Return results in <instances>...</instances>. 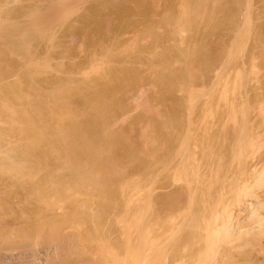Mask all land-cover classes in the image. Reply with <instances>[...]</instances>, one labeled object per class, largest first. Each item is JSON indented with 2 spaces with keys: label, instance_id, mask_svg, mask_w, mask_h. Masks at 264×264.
<instances>
[{
  "label": "bare ground",
  "instance_id": "obj_1",
  "mask_svg": "<svg viewBox=\"0 0 264 264\" xmlns=\"http://www.w3.org/2000/svg\"><path fill=\"white\" fill-rule=\"evenodd\" d=\"M97 1L99 3H97ZM97 1L96 0L94 1V3H97L95 5H94V3H93V5L90 4L93 2V0H91L89 2V4L91 5L90 7L88 6L90 12H91V10H93L94 12H98V11L100 12V10L103 9L102 7H104L106 10H107V8H109L110 11L115 10V11H118L121 13L125 12V11L127 12L128 10L135 12L136 11L135 8L136 9L138 8V10L140 8H144L145 10L147 9L148 11L151 8L155 12H156V10H157V12L160 10L159 11L160 13H156L158 15V17H157V15H154L155 13L153 14L152 13L153 11L151 10L150 15L152 13L153 19L150 17V15L146 11V13H147L146 16L148 17V15H149V17L152 19V21L150 20L152 23L148 22L149 18L146 17L148 20L146 18H144V16H145L144 14H143L144 16L142 18L143 20L137 19V21L138 22L140 21L143 23V21L147 20V23H151V25H153V26H155V25L156 26L159 25V27L160 26H164V27L169 26L171 28V29H169V32L166 31V32H168L167 35L172 36V38L174 37V39L177 41L178 44L175 43L176 46H172L173 48L171 47L172 50L174 49L173 50L174 52L172 51L173 53H169L170 50L168 49L169 50L168 51L165 48L166 51L164 50L163 52L164 53L167 52L168 54L166 53L167 55L166 54L161 55L163 53L161 51L162 53L159 54L160 56L158 55L159 58H161L160 59L161 61L156 59V58H158V56H156L155 61L158 62V64H159L158 67L161 66V69L163 68L162 71H168L171 75L173 74L172 77L174 80H176V79L178 80V78L181 76V75H177V74H179L177 72L173 73V71H174L173 68L176 66V62L179 60L177 62V66H178V63L181 61L179 56L183 55L181 57V59L182 58L185 59L184 54L181 53V52L185 53V51H182V48L180 49V47L183 44H187V42L189 40H191L192 45L195 46V47L191 46V47H194L193 49H195V51H196V45L198 46V43H200L201 46L197 47V48H199V51L196 54H197V56L199 54L198 58L205 65V68L203 67L205 69V71L207 68L206 66L211 67V68L208 67V69H212V67H214V65L217 63L216 61H218V59L224 53V51L227 50V49L223 50V48L218 49V47H222L221 45H223V44H221L222 42L221 43H219V42L222 40L224 43V40L222 39V35L223 36L225 35L224 32L228 33L230 31L232 32L233 29H236L235 28L236 26L234 27L235 22H236V21L234 22V16L237 13L236 8H238L237 5L239 3L238 2L239 0H156V1L155 0H147L146 4H148V2H149V4L146 6L143 4V1L146 2L145 0H97ZM150 1H152V3ZM241 1H243V0H241ZM56 3H57V1H56ZM150 3L152 4L153 7L152 6L150 7V5H151ZM87 4H88V2H87ZM249 5H251V4H249ZM227 6L230 9L232 7L231 11H233V12H231V13L225 12L227 17H225L224 15H220L219 12L221 13L223 11L228 10V9H226V8H228ZM238 6H240V5H238ZM59 7L62 8L63 6L58 5V4H51V5L48 4V6L44 7L45 9L41 8L42 10H35V8H34V10H35L34 12H31L29 15L26 13L27 16L30 17L29 19H31V20H29L30 26L27 27V29L34 30V35H37L40 38H42L43 35L45 34L46 22L51 21L52 19H54V17L56 19H58V16H59L60 12L62 11V10L60 11L61 8L59 9ZM88 7L86 5V8H88ZM144 9H143V11H145ZM84 10L87 11L86 9H84ZM250 10H251V8H250ZM99 12H98V14H99ZM101 12H103V10ZM138 12H135V13H138ZM141 12H142V10H141ZM234 12H236V13L234 14ZM104 13H105V11H104ZM121 13H120V15H121ZM139 13H138V16L140 15ZM225 13H223V14H225ZM3 14H4V12H3ZM83 15L85 16V14H83ZM89 15H91V13ZM92 15H93V13H92ZM100 15H102V14H100ZM127 15L125 17H127ZM153 15H154V17L156 16V18H154ZM80 16H82V14L79 15V17ZM84 16L82 18H80V19H82V21L86 17V16L85 17ZM118 16H119V14H118ZM128 16H130V14ZM141 16H142V14H141ZM63 17L65 18L64 15L59 16V19L61 18L62 22L65 21V19ZM77 17H78V15L76 17H74V18H76L75 19L76 21H77ZM79 17H78V19H79ZM87 17H88V15H87ZM121 17L124 19L123 16H121ZM131 18H133V16ZM1 19L2 18L0 17V34L2 35L4 33V36L3 35H2L3 37L0 36L1 37L0 39L2 40V42L0 41L1 42V44H0V178L2 181L6 180L8 183H10L14 186V187H12V185H6V184H8V183H6V184H3L4 185L3 187L8 186L7 188L0 187V200H1L0 202L2 203V201L5 200L2 204L3 206L0 205V208H2L1 211L3 212V213L1 212L2 216L0 214V262L1 263H4V264H9L10 262L13 263L12 261H10V259L13 258L14 260H16V258H18L16 260V261H18L17 264H186L187 262H192V261H195L197 264H217L221 260H219L217 263H215L216 258H214V257L217 256L216 253L218 252L217 250H219L218 248H220V245L221 244L225 245L226 246V247H224L225 250L226 249L229 251L234 250L235 249L234 246L236 244L233 242V239L235 241V238H236V239H239L240 242L243 241V242H241L242 244L247 243V244H245V248H246V245L250 246L248 249L251 250L252 254L254 251H256L254 254H256V253H258V254L262 253L263 254L262 255L263 257L260 259L261 260L260 261V260H258V258L256 259V257L253 256L250 253V251L248 252L247 251L248 249L245 252L243 246L240 247L242 244L239 246V248H237L238 247V244H237L236 249L239 250V251L237 250V255H238V253L240 255H241V253H244L247 255V252H248L249 256H253V257H249V256L246 257L245 256L246 258H242L243 257L242 255H244V254H242L241 258L244 259V260H242L240 258V255H238L239 258H237V256H236V258L238 260H240V262H237L238 260L236 261V258L235 257L232 258V256H231L232 259L235 258L234 260L236 262L235 261L234 262L236 264H264V260H262V259H264V36H263V34L261 37L257 36L254 38V42H253L254 48L253 47H252L253 49L251 48L252 45L249 46L251 48L250 49L251 51L249 52L247 50L249 53L247 55L246 61L244 62L245 65L251 66L253 73H254V70H256L254 68H258V67H254V65H256V63H257L256 60L257 61L260 60V62L262 64L260 67H261V70H263V72L261 73V71H259V73H261V76H258V75L252 76L253 74L250 75L251 78H249L250 79L249 82H247L245 80L246 81L245 83L250 85L249 86L250 88H248L249 90L245 94V96L247 95L246 97L244 95H242L245 97V99H244L245 105L241 103L242 105H244V107L240 106V104L237 102V99L235 100V102H237L238 106H240V107H238L236 105V103L231 104L232 101L231 102L228 101V102H230V105L229 106L227 105L228 106L227 111L229 113L228 115L230 116L229 120L230 119L231 120L229 121L227 118H223V115H222V118L224 120L227 119L228 123L230 122L231 125L226 124L227 121L223 122L222 124L220 123L223 126L218 125L219 127L221 126V128L224 127V124H226L225 126L229 125V126H227V128L226 127L222 128V130L220 128L221 131L220 130L219 131H220V133H222V135H224L223 132H226V133L228 132V134L229 135L231 134V136H232V144H231V147L229 146L231 148V153H232L231 154L232 155V158H231L232 161H230V165H229L230 166V168H229L230 172L228 171L229 174L227 176L222 175L223 177L222 176H220L221 178L218 177L217 180H215L214 182L213 181L211 182V180H210L211 183L209 184L212 186L214 184H217L219 189L221 188L220 190L223 189L222 190L223 192L221 191L222 195H224V190H228V192L226 191L225 194L227 196L228 195L231 196V199L234 201L236 208H238L237 209L238 211L235 210L237 212L236 215L234 214L235 212L228 214L227 212H230V211H227L225 213V217H226V214L229 215V217L227 216V218H228L230 223L226 224L225 220L226 221H228V220L225 219V217L223 216L224 219L223 218L222 219L224 221H222V222L224 224L221 225V227L222 226L224 227L225 225H234L233 220H235L237 222V225L239 227H241V224H243V223H245V224L242 225L243 228L242 227L239 228L240 233L237 235V237H234L233 234H231L229 232L230 236L234 237L232 239H231V237H229V235L223 234L225 232V230H228V229H226L228 226L226 228L222 227L223 230L222 229L221 230L223 231V233H220L222 236L220 234H218V232H220L219 231L220 229L218 230L215 228V230H218V232L215 231L216 233H214V229H213V231H211L213 233H210V235L212 237V239L210 238L211 239V246H213V243H214V246L216 245V248L212 249L210 251V254L207 255L206 252L201 251L202 249L200 247V240H201L200 226H201V224L200 223H194V222L190 223L189 220L192 219L191 215H190V219L188 220V222L183 221V220H186L185 218L182 220L183 222H185V225L182 229V231L185 230V233L183 232L184 234H182V236L184 235V237L182 239H184L185 243H182V244H180V242L177 243L176 239H174L175 238L174 235H172L173 237H171L169 239L167 236L163 235L164 233H161L159 231L157 232L158 228L160 226H163V224H164V223H162V221H161V223H159L160 222L159 220H161L160 217H163L161 215L163 213H165L167 211V209L173 208V211L175 212L176 207H177L176 205L179 204V207H181L180 203L183 201H186L189 204H191V200H192V202H193L192 204L195 203V201L197 199H195V197L193 198L191 192H190L191 194H189V192H187V190H185L184 188L183 189H181V188L177 189L176 188L177 190L171 191V192L169 191L170 189L168 188L169 189L168 192L164 191V188L166 187V186H164V185H166V184H164V183H166V181H165L162 183V185L159 184L161 186V189L163 188V191L159 188L161 190V192H157L155 194V191H154L153 195L150 194L151 192L147 193V195H145L146 194L145 193L146 191H145L144 193H142L145 195L143 197L139 196L138 195L139 193L136 194L137 191L140 192V190H138L139 183L141 182V181H139V179L147 178L149 176L148 174L152 173L153 171L156 172L155 169L157 167L160 168V165H161V167L163 166L164 169L167 167L169 168L172 165L177 166L176 170H179V172L176 173L177 176H175V178H179V179H183V180H184V177L187 178V174H188V176H190L189 175V174H191L190 171L192 169H194L193 167H195L191 163L192 160L186 161L187 156L185 155L186 156L185 157L182 155V153H183L182 151H184L183 147H182L183 149L182 148L179 149L178 147L176 148V145H175V148H172L173 151L169 150V148L172 147L171 145H174L176 141L178 144L179 143L178 141L180 140V139L178 140V137L175 136V133H177L175 131H177L179 129L180 125L183 123L180 119L181 117L177 115L178 114L177 112H176L177 116H174V118L173 117L170 118V120L173 119V120H171V122L168 120L170 116L168 118H166L170 122L171 128L168 127L169 124L167 125V123H164L167 121L165 119L163 120L161 114L159 112H156V110H155V112L158 113L159 116H161V117H158V114H157L156 118L158 117L159 119L158 118L157 119L160 121H158L155 118L154 119L152 118L156 114L152 110V108H150V109L152 110L151 112H154V115H152L149 112L150 115H152V116L150 118L148 117V119L146 118L147 126H148L149 122H150L151 126L153 125V128L155 126V123L157 124L156 125L157 127L155 126L157 128V132L155 131V128L153 129L149 126L150 127L149 131L151 132V129H153L152 131L153 132L155 131L154 133H156V134L151 133V135L156 136L158 134L157 137L159 136V137H161V139L163 137H165V140H168L171 143V145L168 146L169 147L168 150L170 151L169 154H168V151H167V154L162 152V151L166 152L167 149L160 150V147H158V146L159 145L161 146L162 143L159 144L160 142L158 143L157 140L154 141L155 138H153L149 134L150 132L147 131L148 127H143V128L140 127V130L137 129L138 128L137 127L136 129L139 130L138 135H137L138 131L135 129L137 124H135L134 118L135 117H141V116H139V115H141L140 112L142 113V111H140V110H142V109L146 110L147 107L149 108V105L152 103H148L149 101H147L150 99L149 96H151L150 95L151 93L149 90H148V92L150 93L149 96L145 95V93H144L145 98L147 99V97H148V99L145 100L143 98L144 96L142 95L143 94L142 92L145 89L143 88L142 85H138V84H141V83L143 84V81L144 80L146 81V79L143 78V76H145V75H143V73H141V75H140L139 72H141V70L139 72L135 71L136 65H134L135 63L133 64L132 61L134 60V62L135 61L138 62L137 61V59H138L141 62L140 64L143 65L142 63L144 60H146V58H150L151 60H154L153 58L155 57V53L157 51L156 47L158 45L161 46L164 43V38L165 39L169 38V37H166L167 35L165 36L166 33L165 34L162 33V35L165 37L160 38L159 35L161 36V34H159V33L161 31L159 33H157L158 31H155V33H157L158 36H156L157 34L154 35V36H156L155 37L156 39L155 40L153 39V41H151L155 45V50L153 49L154 48V46H152L153 44L151 45L149 43L148 46L151 45L150 46L151 48L150 47L148 48V46H147L146 50L140 49L141 51L138 52L137 54L135 53V55H134V53H131V52L133 51L135 46L133 45L134 46L133 48L129 47L130 50L132 49V51H130V52L128 50V52H129L128 55H131V57L128 56V57H130V58H128V57H126L127 56L126 54H123L126 56H125V58H122V60L128 58L127 60L129 61V59H130L129 62L132 63L131 66H129L127 64L129 62L126 63L127 65L125 63H122V60L120 58L121 55H120V57L119 56L118 57L121 60L122 66L119 65L120 64L119 63L118 64L119 66L115 67V65H114L115 63H114V64H112V65H114V66H112L113 68H110L111 67L110 66L109 70L107 69L108 66H104V67H107V68H105L106 71H104V72H103L104 68H102L100 70V67H99V69L96 70V67L98 68V66L100 64L102 65L103 63H100V64H98V66H96L97 63H94V62L95 61L98 62L99 60L101 62L102 60H104L106 58L104 60V64H105V61L107 62V59L110 58L109 55H110L113 47H111V50L109 49L110 46L106 47L107 46L106 44L108 42L104 43V45H106L105 48H104L103 43H100L103 45V47L98 44L99 42L96 43L97 45L93 44L94 46H96V48H97V46L98 47L101 46V48H99V51H97L98 49L96 50V48L93 45H91L92 46L91 48H93V49L95 48L96 51L94 52V50L91 49L92 53L89 52L88 54H86L88 52V51H86L85 54L87 56V59H86V56H85L86 60L84 59L86 61V65H87V60H91L92 62L89 61L88 63H90V62L92 64L94 63L92 65L93 68H91L92 66H90V68H91L90 69L88 66L89 69H87L86 66L84 65L85 61H84V64H82V62L80 63L82 66L79 63L77 64L78 65L77 66V65H75V63H77V62H73L74 60L71 59L73 61L69 62V64H68L69 67L67 66L68 62L65 63L68 68H66L65 64H64L66 71L68 70V72L70 74V76H69L68 72L65 71L67 73V74H65V72H64L65 69H62L63 67L61 68V66H63L62 62L60 63L59 61L58 62L53 61V59L55 57L53 58V56L51 57L48 53H45V52L42 54V52L37 53L34 50L32 51V49L29 48L30 47V45L28 44L29 41H26L25 39H23V40H25V41H23L21 37H19V40H18L17 36H16V38H14V36L16 34V32H14V30L16 28H18V25H19L18 22H16V23L14 22L15 24L13 23V25H11L12 21H10V23L7 22V23H9V24H7V23H5L6 18L3 17V19L2 20ZM18 19H19V17H18ZM35 19H37V20H35ZM75 20L67 23V25H66L67 27L65 29H68V30L73 29L74 30V27L76 25ZM121 20L122 19H120V21ZM127 20H129V19H127ZM132 21L133 20H131V22ZM248 21H250V20L248 19ZM34 22L36 25H37V23L38 24L40 23L39 24L40 27L35 26L33 24ZM97 22H98V20H97ZM108 22H110V21H108ZM138 22H137V24L140 25L141 23H138ZM126 23H128V21H126ZM135 23L136 22L134 20L133 25H135ZM116 24H118V23H116ZM144 24L146 26V23H144ZM249 24H251V23H249ZM21 25H22V27H24V25L22 23H21ZM130 25H129V27H130ZM22 27H20V28H22ZM125 27H128V26H125ZM148 27H149V25H148ZM164 27H163V29L165 30ZM124 28H121V30ZM199 28H201L200 30L205 29V28H207V29L202 30V32L204 31L203 33L202 32L198 33ZM11 30H13V31H11ZM21 30L23 31V29H21ZM149 30H151V29H149ZM155 30H156V28H155ZM187 30H189V33H190L189 38L184 37V32H186ZM142 31L145 32L144 30H142ZM153 31H154V27H153ZM216 31L217 32L220 31L219 32L220 34H216L217 33ZM236 31L238 32V28ZM143 32H141V33L144 34ZM211 32H216L215 33L216 36L219 35L221 37L220 38L221 40L218 41V39H219L218 38L217 42L215 41V44H214L213 41L210 40L213 38L209 39V37H212L214 34ZM222 32H223V34H221ZM11 33H13L14 35ZM32 33H33V31H32ZM69 33H71V32L69 31ZM145 33L149 34V33H152V31L148 32V33L146 31ZM236 33L234 32V34H236ZM107 34H106V36H107ZM169 34H171V35H169ZM16 35H18V34H16ZM21 35H22V32H21ZM103 35H105V34H103ZM254 35H255V32H254ZM28 36H26V37H28ZM37 36H35V37L37 38ZM118 36H120V35L115 36L113 39H116V37H118ZM146 36H144V37H146ZM149 37H150V35H149ZM187 37H188V34H187ZM193 37H194V39H193ZM28 38H30V37H28ZM104 38H106V37H103V39ZM107 38H109V37L107 36ZM107 38H106V40H107ZM134 38H137V36H135ZM159 38L161 40L163 39V41L159 40ZM30 39L32 40V35H31ZM113 39H112V41H114ZM123 39H125V38H123ZM174 39H170V40H174ZM175 40H174V42H175ZM193 40H195V41H193ZM209 40L212 42H210ZM112 41L110 43H112ZM124 41H126V40H124ZM128 41H131V40H128ZM149 41H150V39H149ZM160 41L162 42L161 44H160ZM208 41L211 44H209ZM120 42H122V41H120ZM134 42L129 43V45L132 43L134 44ZM114 43H115V41H114ZM137 43L141 44L139 41ZM195 43H197V44L195 45ZM212 43L215 46L216 45L217 46L220 45V46H218L215 49L214 45ZM216 43H219V44H216ZM115 44H117V43H115ZM118 44H119V42H118ZM139 44H138V46H139ZM110 45L112 46V44H110ZM187 45H189V44H187ZM190 45H191V43H190ZM206 45H208V46H206ZM209 45H211V46L213 45L212 48H214L215 51H213L212 48L210 49ZM118 46H120V45H118ZM142 47H145V46L142 45ZM206 47H208L209 50H212L213 53H211L212 51H209L211 53V54H209V52L206 51V49H207ZM115 48L117 49V46L114 47V49H113L114 51H115ZM136 48H137V46H136ZM124 49H126L124 52L127 53L128 44H127V48H124ZM143 49H145V48H143ZM122 50L120 49L121 52H122ZM185 50L190 51V48H187ZM118 51H119V49H118ZM136 51H139V50L137 49ZM136 51L134 49L133 52H136ZM119 52H114V53H119ZM112 53H111V55H112ZM187 53H188V51H187ZM190 53H191V51H190ZM227 53H225L226 56L228 55ZM132 54H133L134 58H133ZM156 54H158V53H156ZM192 54L194 55L195 53H192ZM113 56H115V54ZM113 56H112V58H113ZM189 56H190V54H189ZM223 56H224V54H223ZM72 57L73 56H71V58ZM116 57H117V55H116ZM122 57H124V56H122ZM65 58H66V56H65ZM99 58H101V59H99ZM66 59L70 60L69 56ZM225 59L227 60L226 57H225ZM108 60L110 61V59H108ZM116 60L119 61L118 58ZM148 60H146L147 62L144 61V64H145V62L147 63V65L145 64V67H147L149 65L148 62L149 63L151 62L150 60L149 61ZM155 61H153L150 65H155V63H156ZM201 61L199 63H201ZM228 61H230V60H228ZM232 61H230V62L232 63ZM174 62H175V66H174V64L172 65V63H174ZM214 62H216V63H214ZM218 62H221V61H218ZM170 63H171L172 67L174 66L173 68L171 67L172 70L169 66ZM191 64H193V63H191ZM203 64H201V65L203 66ZM240 64H243V62L242 63L240 62ZM123 65H126V66H123ZM211 65H213V66H211ZM231 65H233V64H231ZM231 65L229 63V66H231ZM235 65H236V71L238 70L239 74H240L241 67L237 66L239 64L235 63ZM179 66H180V64H179ZM70 67H71V69H70ZM150 68L152 69L151 66H150ZM150 68H148L147 70L153 71V74L151 72L150 73L153 75V77H155L153 79H155V80H156V78L158 79L156 81H159V80L162 81L163 77H161V76H164L162 74L166 75L168 73V72H163L160 75L159 72L161 71V69L159 68L158 70H160V71L158 72V70H157V72L160 75V78H161L160 79L159 75L157 76V74L154 73V70H151ZM157 68H155V66L153 67V69H155V70ZM177 68L175 69V71H177ZM243 68H245V67H243ZM246 68L243 70H246ZM69 69H70V71H69ZM138 69H140V68H138ZM214 69H216V68H214ZM191 70H193V69H191ZM196 70L199 73V71H198L199 69H195V71ZM249 70L251 71V69H249ZM60 72H63L65 75H68L69 77L61 76V78L62 77L63 78L58 79L59 77L57 74ZM135 72H137V73H135ZM178 72H180V71L178 70ZM144 73H147V72H144ZM190 73H191V71H190ZM192 73H193V71H192ZM196 73H193L194 76ZM242 73H243V71H242ZM249 73H252V71ZM259 73H257V74H259ZM71 74H75V75L80 76V77L78 79V77L74 75L75 77H77L75 79V77L73 78ZM174 74H176V75H174ZM182 74H184V73H182ZM193 74H192V76H193ZM60 75H62V73ZM167 75H169V74H167ZM200 75H199V77H200ZM105 76L108 77L109 79H107V78H106L107 80L104 79L107 82L105 83V81H104V83H103L102 78H105ZM140 76H142V77H140ZM149 76L150 75H148V78L150 79ZM192 76H191V78H192ZM243 76L241 75L242 78H243ZM174 77H176V78H174ZM183 77H186V76H183ZM237 77H238V75H237ZM111 78H112V81L114 82L113 86H109V85H112L111 83H113L111 81ZM141 78H142V80L143 79L144 80L142 82L138 83V81ZM168 79L169 78H166L165 81L163 79V81L168 82L167 81ZM108 80L110 81L109 82L110 84L108 83ZM151 80H152V77H151ZM185 80H186L185 78H184V81H183V79L180 78L178 80L180 83L178 82L179 83L178 84L177 81H175V83H173V80L171 81V79H170V81L173 84H175L174 85L175 89H176V83L180 86L182 83L185 82ZM190 80H192V79H189V81L188 80L187 81L191 82ZM164 82H162V83H164ZM242 83L244 86V81ZM145 84H148V81ZM165 84H167V83H165ZM169 84H171V83L169 82ZM184 84L182 85L183 88L187 85L189 86V83L185 84V86H184ZM191 84L193 85V83H191ZM234 84H236V83H234ZM238 84H236V85H238ZM154 86H155V84H154ZM243 86H241V88ZM146 87H148V85L145 86V88ZM149 87H150V85H149ZM168 87H169V85H168ZM180 87L177 86L178 90H180ZM196 87L197 86H195L194 89ZM183 88H182V90H183ZM115 89L121 90V91L120 90L119 91L122 92V93H120L122 95V97H119L120 96L119 91L115 90ZM142 89H144V90H142ZM153 89H154V87H153ZM114 90H115V92L117 91V93L119 94V96L116 95L118 98L114 97L115 95L113 96V93H115ZM172 90H174V88L171 89V91ZM190 90H192V88ZM197 90L200 91V88ZM197 90H193V92L195 93ZM183 91H185V90H183ZM198 91L196 92V94L198 93ZM217 91H215L216 95L218 93ZM250 91H254L253 92L254 94L253 93L250 94L249 93ZM154 92H155V90H154ZM193 92L190 91V94H189L190 98L192 96L191 93H193ZM212 92L214 94V91H212ZM201 93H202V91H201ZM201 93H200V95H201ZM196 94H194V95L196 96ZM236 94H239V93H236ZM255 95H257L258 97L257 96L253 97ZM197 96H199V94ZM220 96H222V95L220 94ZM152 97L153 96H151V98ZM194 97L192 96V98H194ZM239 97H241V96H239ZM215 98L217 99V96H215ZM137 99H141V100H139L141 102L137 101ZM153 99H155V98H153ZM198 99H196V100H198ZM135 100L137 101V103ZM192 100H190V101H192ZM220 100H221V98H220ZM220 100H218L219 103H217V105L221 103ZM133 102H134V105H135V103L137 105L139 102L140 105H142V107L138 104L140 106V109H139V112H137V114H139V115L135 116L136 113L134 115L131 113L134 117L131 116V117H129V119L131 120L133 118L131 120V122L134 120L132 122L134 124L131 123V125H130L129 124L130 122H128L129 121L128 120L127 122L130 126L127 125V127H126V125L125 126L122 125V124H126L127 123L126 119H128V118H125L126 116L124 114L128 112V111L126 112L127 109H130L129 111H131L133 109L132 108V107H134ZM153 102H155V101H153ZM228 102H227V104H229ZM165 104H166V102H165ZM138 105H137V107L139 108ZM153 105H154V103H153ZM153 105H150V106L152 107ZM217 105L214 104V106H216V107H217ZM235 105L237 106V108ZM227 106L225 108H227ZM135 107H134V109H135ZM118 108L123 109V112L124 111L125 112L120 113V109H118ZM238 108H239V110H238ZM89 109H91V110H89ZM221 109H222V107L219 110L221 111ZM167 110H169V109H167ZM216 110H218V109H216ZM224 110H226V109H224ZM161 111H163V110L161 109ZM240 111H241V113H240ZM121 112H122V110H121ZM132 112H133V110H132ZM143 113H144V111H143ZM143 113H142V117L145 116L144 114H146V117H147V114H149V113H144V114ZM220 113L221 112H219L218 114L220 115ZM128 114H129V112H128ZM218 114H216V115H218ZM225 114H226V112H225ZM241 114H242V116H241ZM166 115H167V113H166ZM124 119H125V123H123ZM138 119H136V120L138 121ZM143 119H145V117ZM149 119L151 121L153 119L152 122H154V124H152ZM154 120H157V121L155 122ZM224 120H222V121H224ZM191 121H192V119H191ZM192 125H193V123H192ZM158 126H159V128H158ZM228 127H229V129H228ZM208 129H206V130H208ZM227 129H228V131H225ZM179 130H178V132H179ZM197 131H199V130L197 129ZM134 132H136V133H135V136L133 139L134 134L131 136L130 133H134ZM182 132H183V130H182ZM226 133H225V135H227ZM203 134H204V131H203ZM209 134H210V132H209ZM176 135L178 136V134H176ZM131 137H132V139H131ZM184 138H187V137H184ZM218 138H219V136H218ZM225 138H226V136H225ZM189 139H191V138H189ZM202 139H201V141H202ZM205 139H206V137L204 138V142H205ZM133 141H135V142L133 143ZM187 141H188V138H187ZM153 142H155V144H153ZM229 142H231V141H229ZM156 143L158 144V146L156 145ZM170 143L167 142L166 145H169ZM163 144H165V143H163ZM202 144L203 143H201V145ZM220 144L222 145V143H220ZM182 145H183V143L181 144V146ZM223 145H224V143H223ZM190 147H191V145H190ZM222 147H221V149H222ZM226 147H228V145ZM164 148H165V145H163V149ZM115 149H119V151H117ZM112 150H114V151H112ZM201 150H202V148H201ZM206 150H207V148H206ZM206 150L203 149V154H204V151H206ZM217 150L218 149H216V151ZM116 151H117V153H115ZM185 151H187V150H185ZM189 151H191V149ZM192 152H193V150H192ZM194 153H193V155H194ZM183 154H185V153H183ZM186 154H187V152H186ZM180 155L183 156L182 159H185V161L180 159V157H182ZM193 155H191V157H190L191 159H193L192 158ZM227 155H229V154H227ZM217 156L219 157V155H217ZM207 158H208V156H207ZM194 159H196V158H194ZM210 160H211V158H210ZM206 161H205V163H203V165L206 164ZM222 161L223 160H221V162ZM196 162L197 161H195V163ZM211 162H212V160H211ZM199 163H200V161H199ZM224 165L222 164L221 168ZM212 167H211V170H212ZM188 168L191 170L189 171ZM198 168H199V170H202V169H200V165ZM137 169H141L142 171H144L143 173L147 174L146 175L147 177H144V176L140 177L138 175L140 178L135 179L134 176H135V172L137 171ZM187 169H188V171H186ZM227 169L228 168H226V170ZM123 170H125V171H123ZM128 171L131 174H129ZM127 172H128V174H126ZM187 172H190V173H187ZM194 172H196V171H194ZM218 172H219V169H218V171H216L217 175H218ZM206 174L204 177H206ZM160 175H162V173ZM192 175H195V174L193 173ZM197 175H198V173H197ZM203 175H204V173H203ZM200 176L199 177L196 176V177L200 178ZM211 176H214V175H211ZM149 178H151V177H149ZM156 178H159V176ZM186 178H185V180H186ZM208 178L210 179V177H208ZM154 179H155V177H154ZM1 180H0V183H1ZM167 180H169V179H167ZM173 180H175V179H173ZM203 180H204L203 182L207 181V179H203ZM188 181H189V179H188ZM153 182H155V181H153ZM160 182L158 179V183H160ZM170 182H171V180L169 181V184H170ZM175 182H176V180H175ZM203 182H201V183L203 184ZM2 183H4V182H2ZM205 183H208V182H205ZM169 184H167V186ZM188 184H190V182ZM193 184H195V183L193 182ZM0 186H2V185H0ZM212 186L209 188H212ZM15 187H17V188L20 187V189L23 188L21 190H24V194H21V192H20V195H18L19 197L17 195L13 194L14 191L11 189H13ZM126 187H129L130 190L129 189L127 190ZM168 187H170V186H168ZM181 187H183V186L181 185ZM215 187H217V186H215ZM215 187H213V188H215ZM197 188L198 187H196V189ZM224 188H226V189H224ZM9 189L11 191H9ZM201 189H199V190L201 191ZM134 190L135 191L137 190V191L135 192ZM173 190H174V188H173ZM188 190H190V189H188ZM202 191H201V193L199 192L200 194L198 195V197L200 196V201H198V202L201 203V209H200V207H198L197 211L199 209L200 210L197 213V216L203 217V216H206L208 213H210L209 217H214V220H215L216 214L219 215L220 213L223 212V210H221V212L219 213V211H216L218 209L216 206L215 207L217 209L213 208L214 207L213 205L215 202L214 203H213V201L209 202V200L212 199V198L209 199V196L212 197L214 195L213 193L210 192L211 194H209V191L206 192L204 189ZM12 194L17 196L18 198H20V196L22 195L21 199H19V201L23 200V203L24 204L26 203L25 205H27V206H29L30 204H33L32 205L33 207L31 209L29 207H27L30 209V211H29L30 214L28 215V217L30 219H28L26 217L27 215L24 216L27 219L23 218V217H19L20 218L19 220H21V218H22L23 221L22 220L21 221L23 222V225H18L20 223V221H16L17 220L16 217L22 216L24 211L21 212L22 214L20 212H19L20 214L19 213L17 214L18 216L15 217L16 220H15V218H13L15 214L11 217L9 216V215H12L14 213V208L11 209L12 208L11 203H13L12 198L9 197V195L11 197H15ZM208 194H209V196H208ZM218 194H220V193L218 192ZM241 194H243V196H244V198H242L243 202L239 201V200H241L240 199L242 196ZM195 195H197V193ZM204 196H205V198H207V201L204 198ZM225 196H224V198H225ZM202 197L205 200L201 199ZM217 197H218V195H217ZM219 198H220L219 201L223 202L222 196H220ZM17 199L15 197V200H17ZM226 199H224V200H226ZM193 200H195V201H193ZM214 200H215V198H214ZM230 200H228V201L226 200V201L230 202ZM19 201H18V203H19ZM33 201H34V203H33ZM233 201L231 202V204L233 203ZM237 201L241 202L242 206H240L239 202L236 203ZM20 202H22V201H20ZM198 202H196V203H198ZM218 202H216L215 205L218 204V206H219L220 203H218ZM15 203H16V201H14V204ZM27 203H30V204L28 205ZM61 203H64L65 205L67 204L68 205L67 207H70L71 211L75 212V213L73 212L75 214L74 215L72 212H70V209H68L66 207L67 212L69 211L72 214V216L74 215V218L77 220H75L74 218H71V216H69L67 218V213H65L66 215H62V216L58 215L59 213H58L57 209H59ZM202 203H203V205H202ZM211 203H213V205ZM156 204L158 206H156ZM189 204H188V206H189ZM237 204L240 207L239 206L237 207ZM183 205H185V204H183ZM14 206H16V205H14ZM227 206L229 207L230 204L229 205L227 204ZM30 207H31V205H30ZM76 208L78 210V211L76 210L77 212L74 210ZM16 210H17V208H16ZM28 210H26V212ZM140 210H143L144 212H141ZM226 210H228V209H225L224 212ZM169 211H171V210H168V214H170ZM173 211H171V213ZM187 212H189V211H187ZM70 213H68V214L70 215ZM79 214L81 217L77 216ZM120 214L125 215V217L124 216L122 217V215H121L123 220L120 218L117 220L112 218L114 216H120ZM172 214H174V213H172ZM179 214H181V212H179ZM232 214H234V215L231 216ZM6 215H8V216H6ZM182 215H183V213H182ZM213 215H215V216H213ZM5 216L8 218H4ZM131 216L132 217L135 216L136 218H133V220H132V218H130ZM220 216H222V215H219L217 218H219ZM146 217H150V218L153 217L152 220L153 219L155 220L154 223H151L149 226H147V227L153 229L154 231H156L154 234H152L151 232L147 233L142 228L144 226L145 222H146L145 225H147V222L149 220H151L150 218L149 219L147 218L148 219V221H147ZM172 217H170V218H172ZM183 217H186V216H183ZM193 218H194V216H193ZM145 219H146V221H145ZM72 220H74V222L76 221V223L73 222L74 224H72L71 223ZM118 220H120V221H118ZM242 220L244 222H242L240 224V221H242ZM192 221H193V219H192ZM183 222H182V224H183ZM71 224L73 226L75 225L74 226L75 229H73L71 227ZM180 225H181V223H180ZM182 226H181V228H182ZM234 226H236V224ZM229 227H231V228H229ZM229 227L228 228L232 230L233 226H229ZM156 228H157V230H156ZM218 228H220V226H218ZM186 229H187V231H186ZM241 229H242V231H241ZM235 232L237 233V231H235ZM157 233H159V234H157ZM236 233H235V236H236ZM162 235L165 237H163ZM240 237H241V239H240ZM162 238H165V239H162ZM186 242L188 245L187 247H186ZM160 243H166V244H163V246H165V247H166V245L168 246L169 244H171V247H173V250H171L172 248H170V246H169V248L171 250V253H170L171 255L170 254H168V255H170V256L166 257L167 254L166 253L164 254L162 252L163 246H162V244L160 245ZM165 247H163V251L165 250L164 252H166ZM185 247H186V249H185ZM221 247H223V246L221 245ZM228 247H230V248H228ZM232 247L234 249H231ZM240 248H243V249H241V251H240ZM230 252H231L230 255H232L233 251H230ZM234 252H233V254H234ZM160 253H163V254L161 255ZM204 253L206 255H204ZM208 253H209V251H208ZM226 253H228V251ZM213 254H215V256ZM9 257H11V258L9 259ZM221 257H222V253H221ZM7 258L9 259L10 262H7V263L3 262V260L6 261ZM165 258H166V260H165ZM225 262H227V261H225ZM15 263H13V264H15ZM224 264H226V263H224Z\"/></svg>",
  "mask_w": 264,
  "mask_h": 264
},
{
  "label": "rangeland",
  "instance_id": "obj_2",
  "mask_svg": "<svg viewBox=\"0 0 264 264\" xmlns=\"http://www.w3.org/2000/svg\"><path fill=\"white\" fill-rule=\"evenodd\" d=\"M2 1V2H1ZM12 1V2H11ZM37 1V2H36ZM56 1H57V3H56ZM61 1V2H60ZM91 1V0H90ZM89 0H0V17L3 19V17L4 18H6L5 20H6V22L5 23H7V22H9L10 23V21H12V24L11 25H13V23L15 22H18V28H16L15 30H14V32H16V34H18V35H16L14 32V34H15V36H14V38H16V36H17V39L19 40V37H21L22 38V40L23 39H25L26 41H29V45H30V47L29 48H31L32 49V51L34 50V51H36L37 53H39V52H42V54L45 52V53H48L51 57L53 56V61H59L60 63L62 62V64H63V66H61V68L62 69H65L64 70V72L66 71V68H68L69 67V62H72L73 60V62H77V63H75V65H77L78 63L80 64L81 62H82V64H84V61L87 59V56H86V54H88L89 52H91L92 53V50L91 49H93V48H91L92 46L91 45H93V44H96V43H98L99 45H101L102 47H103V45H104V43H107L106 45H104V48H105V46L106 47H109V49L111 50V47H113L112 48V50L114 49V47H116L117 46V49L115 48V51L113 50H111V53L113 52H119L120 51V49L122 50V52L120 53H114L115 54V56H113L114 54L112 53V55H111V53H110V55H109V57L110 58H108V59H110V61L107 59V62L105 61V64H104V60L106 59H104V60H102L101 62H100V60L99 59H101V58H99L97 61L98 62H94V63H97V65L96 66H98V64H100V63H103L101 66L99 65L98 66V68L96 67V70H98L99 69V67H100V70L102 69V68H104L103 69V72L104 71H106V69L105 68H107V67H104V66H108V70H109V67L110 68H113L112 66H114L115 65V67H117V66H119V65H121L122 66V64H121V60H122V58H125V56L126 57H128V56H130L131 57V55H128L129 54V52L130 51H132V49L130 50V48L132 47H134L135 46V51L138 49L139 51H136V52H133L134 51V49H133V51L131 52V53H134V55H135V53L137 54L138 52H140L141 50L140 49H142V50H146V47L149 45V43L152 45L153 44V42H151V41H153V39L155 40L156 38V36H158V34L157 33H159L160 31V33L159 34H161V36L159 35V37L160 38H164L167 34H168V32H169V29H171L169 26L168 27H164V26H160L159 27V25H155V26H153V25H151V21H152V13L154 14V15H157L156 13H160L159 11L157 12V10H156V12L155 11H153L151 8L149 9V11L146 9H144V8H140L141 10H142V12H141V10L139 11L138 10V8L136 9L135 8V12H138L140 15L138 16V13H135V12H133V11H125V12H118V11H113V10H109V8H107V10L104 8V7H102L103 9H101L100 10V12L103 10V12H99V14H98V12H94L93 10H91V12H90V10H89V7L91 6L90 4H92L93 5V3H94V1L95 0H93V2L92 3H90L89 4V2H90ZM97 1V0H96ZM146 2H144L143 1V4L144 5H148L149 4V2H148V4H146L147 3V0H145ZM156 1V0H155ZM244 1V2H243ZM243 1H241V0H239L238 2V5H240V6H238L237 5V7L238 8H236V12H234V14H235V16H234V22H235V25H234V27L236 28V29H233L232 30V32L230 31V32H224V36L222 35V39L224 40V43H223V41L220 39L221 37L219 36V35H217L216 36V34H220L219 32H211V33H214L213 34V36L212 37H209V39L210 38H213V39H210V40H212L213 41V43L215 44V41L217 42V39H218V41L219 40H221L219 43H221V44H223V45H221L222 47H218V46H220V45H214L213 43V45H214V48L216 49L217 47H218V49L219 48H223V50L225 49H227L226 51H224V56H223V54L220 56V58L218 59V61H221V62H218V61H216V62H214V63H216L215 65H214V67H212V69H208V67L209 68H211L210 66H206L207 68H206V71H205V65L202 63V61L198 58V56H199V54H198V56H197V52L199 51V48H197L198 46H201L200 45V43H198V46L196 45L197 43H195V45H196V51H195V49H193L195 46L194 45H192V41L191 40H189L188 42H187V44H189V45H187V44H181L180 46V49L182 48V51H185V53L184 52H181L182 54H184V58L185 59H181V57L183 56H179V58H180V62L178 63V66H179V64H180V68L177 66V62L179 61H177L176 62V66L178 67H176L175 66V62L174 63H172V65L174 64V66L177 68V71H175V69L171 66V63H170V68L172 67L173 68V73H179V74H177V75H183V76H186V77H179L178 78V80L181 78V79H183V81H184V78L186 79L185 80V82L188 80L189 81V79H192V80H190L191 82H184L185 84H188L189 83V86L187 85V86H185V84L184 83H182L180 86L182 87V85L184 84V88H183V90H185V91H183L182 90V88L178 85L180 82L176 79V80H174L173 79V77H172V75L168 72V71H162L163 70V68L161 69V66L160 67H158V62H156L155 60L156 59H158L159 61H161L160 59L161 58H159V54H161L164 50H165V48L169 51V53H173L174 51V49L172 50V46H176L175 45V43L176 44H178L177 43V41L174 39V37L172 38V36H166V37H169L167 40L164 38V45L162 46H160V45H158L157 47H156V50L158 51H156V53H158V54H156L155 53V57L153 58L154 60H151L150 58H146V60H150L151 62L149 63L148 62V66L147 67H145V64L147 65V61L146 60H144V61H146L145 62V64H144V61H143V65H141L140 63V60H138L137 59V61L138 62H134V60L132 61L133 62V64L134 65H136V67H135V71H140L141 70V72H139L140 73V75H141V73H143V75H145V76H143V78L144 79H146V81L144 80H142V78L138 81V83L139 82H142L143 81V84L141 83V84H138V85H142L143 86V88L146 90H144V89H142V90H144L142 93V95L144 96V93H145V95H147V96H149V94L151 95V96H153L152 98H151V96H149V100H147L148 99V97H147V99L145 98V96L143 97L145 100H147V101H149L148 103H152V104H150V105H153V103H154V105L151 107L149 104V108L147 107V109L145 110V109H142V110H140V111H142V113H143V111H144V113H151L152 115H154V112H155V110H156V112H159L160 114H161V116H162V119L164 120H166L167 122H164V123H167V125L169 124V128H171L170 127V122H171V120H173V119H171L170 120V118H174V116H180L179 118L181 119V121H182V123L183 124H181L180 125V127H179V132H178V130L177 131H175V132H177V133H175V136L176 137H178V144H177V141L175 142V144L174 145H171V143L168 141V140H165V137H163L162 139H161V137H157V135L156 136H153V135H151V133L152 134H156V133H154L155 131L157 132V124L155 123V126H154V128H155V131L153 132L152 130L154 129L153 128V125L151 126V124H150V122L148 123V126H147V120H146V118L148 119V117L150 118L152 115H150V113L149 114H147V117H146V114H144L145 116V119H143L144 117H142V113L140 112V114L141 115H139V114H137V112H139V109H140V106L142 107V105H140V103L139 102H141V101H139V100H141V99H137V101H139L138 102V104L140 105H138L139 106V108L137 107V105H136V103H137V101H136V103H135V105H134V102H133V105H134V107H135V109H134V107H132L131 109L133 110V112H132V110L131 111H129L130 109H125L126 110V112L128 111L129 112V114H128V112L127 113H125L124 115L126 116L125 118H128V119H126V122L128 121V122H130L129 124L131 125V123L135 120V124H137V126L135 127V129L137 128V129H139L140 130V127H148L147 128V131H149V129H150V127L151 128H153V129H151V132L149 133L153 138H155L154 139V141L155 140H157V142L159 143V144H161L162 143V145L160 146H158V144L156 143V145L158 146V147H160V150H165V149H167L166 150V152L165 151H162L163 153H165V154H167V151H168V154H169V150H171V151H173V149L172 148H175V145H176V148L178 147L179 149L180 148H182L184 151L185 150H187V151H182L183 153H185V154H183L182 153V155L183 156H185L186 157V161L187 160H189V161H191V163L195 166V167H193L194 169H189V171L191 172V174H189L190 176H188V174H187V178L186 177H184V180H185V178H186V182L183 180V179H179V178H175V176H177V174L176 173H178L179 172V170H176V167L177 166H171V167H167V168H165L164 169V167L162 166L161 167V165H160V168L159 167H157L155 170H156V172L155 171H153L152 173H150V174H148L149 176L147 177L146 175L147 174H145V173H143L144 171H142L141 169H137V171L135 172V179H139L141 176H144V177H147V178H144V179H139V181H141L140 183H139V186H138V190H140V192H138L137 190V193L136 194H138L139 196H141V197H143V196H145V195H147V193H150V194H154V191H155V194L157 193V192H161V190L163 191V188L161 189V186L160 185H162V183L163 182H165L166 181V183H164V184H166V185H164V186H166L165 188H164V191H167L168 192V190L171 192V191H175V190H177V189H185V190H187V192H189V194H191L192 193V196H193V198L195 197V199H197L196 201L195 200H193V201H195V203L196 202H198V201H200V196L198 197V195L201 193V191L204 189L206 192L207 191H209V194H211V193H213L211 196L212 197H210L209 196V194H208V196H209V199L210 198H212V199H210L209 200V202L211 201H213V203H214V205H213V203H211L214 207L213 208H216L217 210L216 211H219V213L221 212V210H223V212H224V210L225 209H228V210H226L224 213L222 212V213H220L219 215H222V216H220L219 218H217L219 215L218 214H216V217H215V220H214V217H209V214L210 213H208L206 216H203V217H201V216H197V213L199 212V210L201 209V203H194V204H192L193 202H192V200H191V204H189L188 202H186V201H183V202H181L180 203V206L181 207H179V204H177L176 206V211L174 212L173 211V208L172 209H167V211L165 212V213H163L161 216H163V217H160L161 218V220H159L160 222L159 223H161V221H162V223H164L163 224V226H160L159 228H158V230H157V228H156V230H157V232L159 231V232H161V233H164L163 235H165V236H167L169 239L171 238V237H173L172 235H174V239H176V241H177V243H179L180 242V244H182V243H185V241H184V239H182L183 237H184V235L182 236V234H184L185 233V230H183L182 231V229H183V227H184V225H185V222H183V221H187L188 222V220L190 219V215H191V218L193 219V221H192V219H190L189 220V222L191 223H200L201 224V226H200V231H201V240H200V247H201V251H204V252H206L207 253V255L208 254H210V251L212 250V249H214V248H216V245L214 246V243H213V246H211V239H212V237H211V235H210V233H213V232H211V231H213V229H214V233H216L215 231H217L218 232V230L220 231V232H218V234H220V233H223V228L225 227H229V226H233V228H232V230L231 229H229V228H231V227H227L226 229H228V230H225V232L223 233L224 235L226 234V235H229V237H231L230 236V233L231 234H233V236L234 237H237V235L240 233V229L239 228H241L242 227V225H244L245 223H243V224H241L242 222H244L243 220L242 221H240V224H241V227H239L238 225H237V222L235 221V220H233V222H234V225L236 224V226H234V225H225L223 228L221 227V225H223L224 223L222 222V221H224L223 219V216L225 217V213L227 212V211H230V212H227L228 214L230 213H234L235 215L237 214V212L235 211V210H237L238 208H236V205H235V203H234V201L231 199V196H227L225 193H226V191L228 192V190H224V195H222V190H220L219 189V187H218V185L217 184H214L215 186H217V187H215L214 185L212 186V185H209L212 181L214 182L215 180H217V178L219 177V178H221L220 176H227L229 173H228V171L230 170L229 168H230V161H232V153H231V144H232V136H231V134L229 135L228 134V132L226 133V132H223L224 133V135H222V133H220V131L222 130V128H227V126H229V125H227V126H225L226 124H230V122L228 123V120H229V118H230V116L228 115L229 113H228V106L230 105V102L232 101V103L231 104H235L236 103V105L238 106V103L240 104V106H243L244 107V99H245V97L247 96H245V94H246V92L249 90L248 88H250L249 86L250 85H248V84H246L245 82L247 81V82H249L250 81V79L249 78H251V76L250 75H252V76H255V75H258V76H261V73L263 72V70H261V62H260V60L259 61H257L256 60V65H254V67H258V68H254V69H256V70H254V73H253V70H252V68H251V66H249V65H245L244 64V62L246 61V59H247V55H248V53L251 51L250 49L254 46L253 45V42H254V38L255 37H257V36H262V34H263V36H264V0H243ZM263 1V2H262ZM87 2H88V4H87ZM101 2V1H100ZM151 3H152V1H150ZM154 2V1H153ZM2 3V4H1ZM9 3V4H8ZM60 3V4H59ZM97 3H99L98 1H97ZM97 3H94V5L95 4H97ZM150 3V4H151ZM253 3V4H252ZM8 4V5H7ZM48 4H58V5H61V6H63L62 8L61 7H59V9H60V11L62 12H60V14H59V16H61V15H64L65 16V21L64 22H62L61 21V18L59 19V16H58V19H56L55 17H54V19H52L51 21H49V22H46V28H45V34L43 35V37L42 38H40L39 36H37V35H34V30H32V29H27V27H29L30 26V24H29V20H31V19H29L30 17L29 16H27V14L29 15L31 12H34L35 10H42V9H45L44 7H46V6H48ZM87 5V7L88 8H86V5ZM249 4H251V5H249ZM4 5V6H3ZM35 5V6H34ZM253 5V6H252ZM152 6V4L150 5V7ZM248 6V7H247ZM153 7V6H152ZM228 7V6H227ZM2 8V9H1ZM30 8V9H29ZM34 8H35V10H34ZM42 8V9H41ZM249 8V9H248ZM250 8H251V10H250ZM29 9V10H28ZM84 9H86L87 11H85ZM143 9L145 10V11H143ZM156 9V8H155ZM226 9H228V10H226ZM225 10L226 11H223V12H219V14L220 15H224L225 17H227V15H226V13L225 12H227V13H231V12H233V11H231V9H232V7H231V9L228 7V8H226ZM253 9V10H252ZM74 10V11H73ZM81 10V11H80ZM84 10V11H83ZM151 10L153 11L152 13H151V15H150V12H151ZM239 10V11H238ZM64 11V12H63ZM104 11H105V13H104ZM113 11V12H112ZM146 11H147V13L150 15V17L152 18H150L149 17V15H148V17L146 16ZM3 12H4V14H3ZM89 12V13H88ZM112 12V13H111ZM115 12V13H114ZM129 12V13H128ZM133 12V13H132ZM145 12V13H144ZM239 12V13H238ZM27 13V14H26ZM88 13V14H87ZM91 13V15H89ZM92 13H93V15H92ZM120 13H121V15H120ZM126 13V14H125ZM136 15H135V14ZM223 13H225V14H223ZM6 14V15H5ZM16 14V15H15ZM82 14V16H80L79 17V15H81ZM83 14H85V16L83 15ZM100 14H102V15H100ZM113 14V15H112ZM118 14H119V16H118ZM130 14V16H128V15ZM132 14V15H131ZM141 14H142V16H141ZM145 16H144V15ZM233 14V13H232ZM239 14V15H238ZM252 14V15H251ZM4 15V16H3ZM78 15V17H79V19H78V17H77V21L75 20L76 18H74V17H76ZM87 15H88V17H87ZM127 15V17H125ZM154 15H153V17H154ZM230 15V14H229ZM238 15V16H237ZM85 17L84 19H83V21H82V19H80V18H82V17ZM100 18H99V17ZM109 16V17H108ZM121 16H123L124 17V19L121 17ZM133 16V18H131ZM143 16H144V18H149V21L148 22H151V23H147V20H145V21H143V23L142 22H138L137 21V19H139V20H143L142 18H143ZM262 16V17H261ZM18 17H19V19H18ZM22 17V18H21ZM98 17V18H97ZM130 17V18H129ZM138 17V18H137ZM157 17H158V15H157ZM72 18V19H71ZM135 18V19H134ZM154 18H156V16L154 17ZM252 18V19H251ZM1 19V20H2ZM17 19V20H16ZM23 19V20H22ZM26 19V20H25ZM38 19V18H37ZM37 19H35V20H37ZM63 19V20H64ZM87 19V20H86ZM108 19V20H107ZM120 19H122L121 21H120ZM127 19H129V20H127ZM248 19L250 20V21H248ZM4 20V21H5ZM9 20V21H8ZM76 21L75 22V27H74V30L72 29V30H68V29H65L67 26V23H69V22H71V21ZM97 20H98V22H97ZM113 20V21H112ZM119 20V21H118ZM131 20H133L132 22H131ZM134 20H135V25H133V22H134ZM151 20V21H150ZM20 21V22H19ZM108 21H110V22H108ZM126 21H128V23H126ZM238 21V22H237ZM25 22V23H24ZM101 22V23H100ZM125 22V23H124ZM137 22L138 23H141L140 25H138L137 24ZM9 23H7V24H9ZM14 23V24H15ZM21 23L24 25V27H22V25H21ZM28 23V24H27ZM103 23V24H102ZM116 23H118V24H116ZM132 23V24H131ZM144 23H146V26H145V24ZM249 23H251V24H249ZM254 23V24H253ZM35 26H38V27H40V23L38 24L37 23V25L35 24V22L33 23ZM121 24V25H120ZM124 24V25H123ZM131 24V25H130ZM239 24V25H238ZM249 26H248V25ZM32 25V24H31ZM33 25V26H34ZM108 25V26H107ZM114 25V26H113ZM129 25H130V27H129ZM148 25H149V27H148ZM101 26V27H100ZM125 26H128V27H125ZM20 27H22V28H20ZM126 29H125V28ZM153 27H154V31H153ZM163 27L165 28V30L163 29ZM233 27V28H234ZM105 28V29H104ZM107 28V29H106ZM114 28V29H113ZM117 30H116V29ZM121 28H124V29H122L121 30ZM144 28V29H143ZM155 28H156V30H155ZM168 28V29H167ZM204 28V27H203ZM237 28H238V32L236 31L237 30ZM21 29H23V31L21 30ZM130 29V30H129ZM132 29V30H131ZM149 29H151V30H149ZM167 29V30H166ZM201 28H199L198 29V33H201L202 32V30H205V29H207V28H205V29H202V30H200ZM9 30V29H8ZM18 32H17V31ZM68 30V31H67ZM111 30V31H110ZM142 30H144L145 32L147 31V33L148 32H151L152 31V33H149V34H146L145 32H143ZM200 30V31H199ZM11 31H13V30H11ZM20 31V32H19ZM32 31H33V33H32ZM69 31L72 33H69ZM108 31V32H107ZM155 31H158L157 33H155ZM166 31H168V32H166ZM188 31V32H187ZM186 32H184V37L185 38H189V36H190V33H189V30H187ZM260 31V32H259ZM263 33H262V32ZM10 32V31H9ZM21 32H22V35H21ZM25 32V33H24ZM116 32V33H115ZM122 32V33H121ZM141 32H143L144 34H142ZM204 32V31H203ZM202 32V33H203ZM234 32L236 33V34H234ZM254 32H255V35H254ZM6 33V32H5ZM13 33H11V34H13ZM108 33V34H107ZM118 33V34H117ZM162 33H166L165 34V36H163L162 35ZM216 33V34H215ZM233 33V34H232ZM257 33V34H256ZM13 34V35H14ZM71 36H70V35ZM103 34H105V35H103ZM106 34H107V36L109 37V38H107V36H106ZM113 34V35H112ZM140 34V35H139ZM157 34V35H156ZM172 34V33H171ZM171 34H169V35H171ZM187 34H188V37H187ZM197 34V33H196ZM221 34H223V32L221 33ZM229 34V35H228ZM3 36H4V33L2 34ZM1 34H0V36L1 37H3ZM6 35V34H5ZM29 35V36H28ZM31 35H32V40L30 39L31 38ZM117 35H120V36H118V37H116V39H113L115 36H117ZM122 35V36H121ZM147 35V36H146ZM149 35H150V37H149ZM152 35V36H151ZM154 35H156V36H154ZM211 35V34H210ZM228 35V36H227ZM26 36H28V37H30V38H28V37H26ZM35 36H37V38L35 37ZM48 36V37H47ZM62 36V37H61ZM64 36V37H63ZM111 36V37H110ZM133 36V37H132ZM135 36H137V38H134ZM144 36H146V37H144ZM154 36V37H153ZM163 36V37H162ZM219 36V37H218ZM254 36V37H253ZM0 37V38H1ZM103 37H106L107 38V40H106V38H104L103 39ZM153 37V38H152ZM217 37V38H216ZM225 39H224V38ZM20 38V39H21ZM35 38V39H34ZM99 38V39H98ZM118 38V39H117ZM122 38V39H121ZM123 38H125V39H123ZM127 38V39H126ZM134 38V39H133ZM143 38V39H142ZM147 38V39H146ZM150 39V41H149V39ZM159 38V40H161ZM40 39V40H39ZM104 41H103V40ZM111 39V40H110ZM112 39L115 41V43H117V44H115L114 43V41H112ZM140 39V40H139ZM142 39V40H141ZM170 39H174L175 40V42H174V40H170ZM192 39V38H191ZM193 39H194V37H193ZM252 39V40H251ZM25 40H23V41H25ZM37 40V41H36ZM62 40V41H61ZM64 40V41H63ZM117 40V41H116ZM119 40V41H118ZM124 40H126V41H124ZM128 40H131V41H128ZM143 45V46H145V47H142V45L141 44H139V43H137L138 41ZM209 40V41H210ZM0 41L2 42V40L0 39ZM17 41V40H16ZM112 41V43H110ZM120 41H122V42H120ZM135 41V42H134ZM137 41V42H136ZM161 41H163V39L161 40ZM160 41V44L162 43ZM171 41V42H170ZM191 41V42H190ZM193 41H195V40H193ZM208 41V43L209 44H211L210 42H212V41H210L209 42ZM1 42H0V44H1ZM31 42V43H30ZM61 42V43H60ZM93 42V43H92ZM118 42H119V44H118ZM126 42V43H125ZM131 42H134V44L132 43V44H130L129 45V43H131ZM174 42V43H173ZM44 43V44H43ZM91 43V44H90ZM100 43H103V45L102 44H100ZM174 45H173V44ZM190 43H191V45H190ZM207 43V44H208ZM219 43H216V44H219ZM109 44V45H108ZM110 44H112V46L110 45ZM116 46H115V45ZM127 44H128V49H127V53L126 52H124L126 49H124V48H127ZM138 44H139V46H138ZM97 45V44H96ZM118 45H120V46H118ZM123 45V46H122ZM134 45V46H133ZM150 45V46H151ZM171 45V46H170ZM213 45L211 46V45H209V48L211 49L212 47H213ZM250 45H252L251 46V48L249 47ZM28 46V45H27ZM69 46V47H68ZM90 46V47H89ZM94 46V45H93ZM101 46L100 47H98L97 46V48H96V46H94L95 48H96V50L97 51H99V48H101ZM126 46V47H125ZM136 46H137V48H136ZM141 46V47H140ZM150 46H148V48L150 47ZM152 46H154V50H155V45L153 44ZM191 46H194V47H191ZM206 46H208V45H206ZM119 47V48H118ZM130 47V48H129ZM139 47V48H138ZM172 47V48H171ZM226 47V48H225ZM95 48L93 49L94 50V52L96 51L95 50ZM143 48H145V49H143ZM151 48V47H150ZM164 48V49H163ZM187 48H190V51H191V53H190V51L189 50H187L188 51V53H187V51L185 50V49H187ZM207 48V49H206ZM205 49H206V51H212V50H209V48L208 47H206ZM214 48H212L213 49V51H215L214 50ZM249 48V49H248ZM254 48V47H253ZM252 48V49H253ZM91 51H90V50ZM118 49H119V51H118ZM102 50V49H101ZM117 50V51H116ZM128 50H129V52H128ZM148 50V49H147ZM152 50V49H151ZM194 52H193V51ZM222 50V51H223ZM242 50V51H241ZM249 52H248V51ZM65 51V52H64ZM86 51H88L87 53H86ZM162 51V52H161ZM166 51V50H165ZM173 51V52H172ZM213 51L211 52V53H213ZM230 51V52H229ZM60 52V53H59ZM67 52V53H66ZM72 52V53H71ZM207 52V53H208ZM228 52V53H227ZM239 52V53H238ZM66 53V54H65ZM70 53V54H69ZM86 53V54H85ZM167 52H163L161 55H163V54H166ZM192 53H195L194 55L192 54ZM210 52H209V54H211ZM225 53H227L228 55L226 56L225 55ZM234 53V54H233ZM73 54V55H72ZM119 54V55H118ZM123 54H126V55H123ZM168 54V53H167ZM166 54V55H167ZM189 54H190V56H189ZM193 56H192V55ZM230 54V55H229ZM233 54V55H232ZM60 55V56H59ZM116 55H117V57H116ZM120 55H121V57H120ZM159 55V56H158ZM186 55V56H185ZM62 56V57H61ZM65 56H66V58H68V56H69V58H70V60H68V59H66L65 58ZM71 56H73L72 58H71ZM85 56H86V59H85ZM112 56H113V58H112ZM121 58V60H120V58ZM122 56H124V57H122ZM132 56H133V54H132ZM156 56H158V58H156ZM230 56V57H229ZM244 56V57H243ZM130 57H128V58H130ZM187 57V58H186ZM225 57L227 58V60L225 59ZM243 59H242V58ZM57 58V59H56ZM62 58V59H61ZM104 58V57H103ZM119 59V61L118 60H116V59ZM127 58V59H128ZM133 58H134V56H133ZM132 58V59H133ZM136 58V57H135ZM156 58V59H155ZM197 58V59H196ZM224 58V59H223ZM230 58V59H229ZM9 59V58H8ZM12 59V58H11ZM71 59H73V60H71ZM85 59V60H84ZM127 59H123L122 60V63H127V62H129L130 61V59H129V61L127 60ZM187 59V60H186ZM193 59V60H192ZM196 59V60H195ZM61 60V61H60ZM68 60V61H67ZM76 60V61H75ZM115 62H114V61ZM148 60V61H149ZM157 60V61H158ZM192 62H191V61ZM201 61V63H199L200 61ZM226 60V61H225ZM228 60H230V61H232V63L230 62V61H228ZM239 60V61H238ZM242 60V61H241ZM244 60V61H243ZM89 61H91V60H87V65H86V61H85V66H86V68L87 69H89L90 68V66H92L93 64L91 63H88ZM118 61V62H117ZM126 61V62H125ZM153 61H155L154 63H155V65H150ZM190 63H189V62ZM199 61V62H198ZM238 61V62H237ZM68 62V63H67ZM109 62V63H108ZM112 62V63H111ZM117 62V63H116ZM185 62V63H184ZM195 62V63H194ZM228 62V63H227ZM240 62L242 63L243 62V64H240ZM65 63H67V66H66V64ZM109 65H108V64ZM115 63V64H114ZM120 63V64H119ZM191 63H193V64H191ZM226 65H225V64ZM229 63H230V65L231 64H233V65H231V66H229ZM235 63L236 64H239V65H237V66H240L241 67V69H240V74H239V71L237 72L236 71V65H235ZM64 64H65V67H64ZM73 64V63H72ZM112 64H114V65H112ZM117 64V65H116ZM119 64V65H118ZM129 66H131V62H129V63H127ZM126 64V65H127ZM182 64V65H181ZM186 64V65H185ZM201 64H203V66L201 65ZM228 64V65H227ZM81 65V64H80ZM79 65V66H80ZM126 65H123V66H126ZM157 65V66H156ZM190 65V66H189ZM194 65V66H193ZM213 65H211V66H213ZM243 65V66H242ZM245 65V66H244ZM78 66V65H77ZM82 66V65H81ZM88 66H89V68H88ZM150 66L152 67V69L150 68ZM155 66V68H157L156 70L155 69H153V67ZM182 66V67H181ZM184 66V67H183ZM195 68V69H199L198 71H199V73L197 72V70L195 71V69L193 68V67ZM228 66V67H227ZM145 67V68H144ZM186 67V68H185ZM204 67V68H203ZM231 67V68H230ZM234 69H233V68ZM243 67H247L246 68V70H243V69H245V68H243ZM91 68H93V66L91 67ZM90 68V69H91ZM95 68V67H94ZM138 68H140V69H138ZM148 68H150L151 70H154V73H156L157 74V76L159 75L158 74V72L160 71V70H158L159 68L161 69V71L159 72L160 73V75H161V73H163V72H168L167 74H169V75H165V74H162V75H164V76H161V77H163L162 78V81H156V80H158L157 78H156V80L155 79H153V78H155V77H153V71H149V70H147ZM172 68H171V70H172ZM214 68H216V69H214ZM243 68V69H242ZM263 68V67H262ZM70 69H71V67H70ZM70 69H69V71H70ZM138 69V70H137ZM145 69V70H144ZM182 69V70H181ZM184 69V70H183ZM191 69H193V70H191ZM249 69H251V71H252V73H249V72H251ZM147 70V71H146ZM157 70H158V72H157ZM178 70L180 71V72H178ZM202 70V71H201ZM234 70V71H233ZM258 70V71H257ZM190 71H191V73H190ZM192 71H193V73H196L195 74V76H194V74L192 73ZM195 71V72H194ZM242 71H243V73H242ZM246 71V72H245ZM259 71H261V73H259ZM66 72H68V70L66 71ZM65 72V74H67ZM144 72H147V73H144ZM152 74H151V73ZM172 72V71H171ZM202 72V73H201ZM209 72V73H208ZM237 72V73H236ZM62 73V75H60ZM106 73V72H105ZM135 73H137V72H135ZM182 73H184V74H182ZM190 73V74H189ZM233 73V74H232ZM257 73H259V74H257ZM63 72H60V73H58L57 75H58V79H60L61 78V76H67V77H69L70 76V74H69V72H68V74H69V76L68 75H65ZM78 74V73H77ZM147 74V75H146ZM192 74H193V76H192ZM202 76H201V75ZM204 74V75H203ZM208 74V75H207ZM60 75V76H59ZM72 75V77L74 78L75 76H77V75H75V74H71ZM75 75V76H74ZM79 75V74H78ZM138 75V74H137ZM148 75H150L149 77H150V79L148 78ZM155 75V74H154ZM160 75H159V78H160ZM174 75H176V74H174ZM192 76V78H191V76ZM199 75H200V77H199ZM237 75H238V77H237ZM241 75L243 76V78L241 77ZM142 76H140V77H142ZM147 76V77H146ZM166 76V77H165ZM171 78H170V77ZM236 76V77H235ZM78 77V79H79V77L80 76H77ZM77 77H75V79L77 78ZM151 77H152V80H151ZM165 77V78H164ZM194 77V78H193ZM249 79H247V78ZM63 78V77H62ZM61 78V79H62ZM72 78V79H73ZM109 79L108 77H106L105 76V78H102V80H103V83H104V79ZM166 78H169L167 81L168 82H164L165 80H166ZM174 78H176V77H174ZM189 78V79H188ZM202 78V79H201ZM242 80H241V79ZM246 78V79H245ZM106 79V80H107ZM161 79V78H160ZM163 79H164V81H163ZM170 79H171V81L173 80V83H175V81H177V83H176V89H175V84H173L171 81H170ZM194 79V80H193ZM240 80V81H239ZM246 80V81H245ZM111 81H112V78H111ZM147 81H148V84H145V83H147ZM154 83H153V82ZM244 81V86H243V82ZM75 82V81H74ZM79 82V81H78ZM107 81H105V83H106ZM110 81L108 80V83H109ZM113 82V81H112ZM153 84H152V83ZM157 82V83H156ZM160 82V83H159ZM162 82H164V83H162ZM169 82L171 83V84H169ZM239 84H238V83ZM107 83V84H108ZM165 83H167V84H165ZM191 83H193V85L191 84ZM234 83H236V84H238V85H236V84H234ZM110 84V83H109ZM108 84V85H109ZM112 85H109V86H113L114 85V82L113 83H111ZM154 84H155V86H154ZM165 84V85H164ZM148 85V87H149V85H150V87L148 88V87H146L145 88V86H147ZM153 85V86H152ZM164 85V86H163ZM168 85H169V87H168ZM171 85V86H170ZM173 85V86H172ZM193 87H192V86ZM243 86L242 88H241V86ZM168 88H167V87ZM177 86L178 87H180V90H178V88H177ZM195 86H197L196 88L197 89H199L200 88V91H198L196 88L194 89V87ZM153 87H154V89H153ZM158 87V88H157ZM172 87V88H171ZM192 88V90H190L191 88ZM218 87V88H217ZM238 87V88H237ZM173 89L174 88V90L176 91H174V90H172L171 91V89ZM213 88V89H212ZM233 88V89H232ZM236 88V89H235ZM163 89V90H162ZM167 89V90H166ZM169 89V90H168ZM205 91H204V90ZM215 89V90H214ZM245 89V90H244ZM115 90H118V89H115ZM115 90H114V92H115ZM120 90V89H119ZM118 90V91H119ZM148 90L150 91V93L148 92ZM152 90V91H151ZM154 90H155V92H154ZM165 90V91H164ZM193 90H197L198 91V93L196 94V92L194 93L193 92ZM218 90V91H217ZM243 90V91H242ZM121 91V90H120ZM119 91V94L120 93H122V92H120ZM157 91V92H156ZM160 91V92H159ZM190 91L191 92H193V93H191L192 94V96L194 97L195 95L194 94H196V96L194 97V98H192V96H191V98L193 99H191L190 97H189V94H190ZM201 91H202V93H201ZM212 91H214V94H213V92ZM215 91H217L218 93H217V95H216V92ZM159 92V93H158ZM164 92V93H163ZM201 93V95H200V93ZM239 93V94H236V93ZM254 91H250L249 93L250 94H252ZM119 94L117 93V91L115 92V93H113V96L114 97H117V96H119ZM132 94V93H131ZM153 94V95H152ZM157 94V95H156ZM162 96H161V95ZM199 94V96H197ZM220 94L222 95V96H220ZM254 94V93H253ZM117 95V96H116ZM241 96V97H239V96ZM242 95H244V96H242ZM258 95V94H257ZM257 95H255V96H253V97H256ZM215 96H217V99L218 100H220V98H221V100H220V104H218L217 105V103H219L218 102V100L215 98ZM219 96V97H218ZM119 97H122V95L120 94V96ZM163 97V98H162ZM214 97V98H213ZM237 97V98H236ZM258 97V96H257ZM118 98V97H117ZM153 98H155V99H153ZM199 98V99H198ZM235 98V99H234ZM116 99V98H115ZM189 99V100H188ZM196 99H198V100H196ZM237 99V102H235V100ZM151 100V101H150ZM190 100H192V101H190ZM118 101V100H117ZM153 101H155V102H153ZM178 101V102H177ZM228 101H230V102H228ZM164 102V103H163ZM165 102H166V104H165ZM227 102L229 103V104H227ZM234 102V103H233ZM244 104V105H242V104ZM191 104V105H190ZM214 104L215 105H217V107L216 106H214ZM228 105V106H227ZM235 105V106H236ZM166 106V107H165ZM227 106V108H225ZM237 106H236V108H237ZM240 106H238V107H240ZM154 107V108H153ZM222 107V109H221V111L219 110L220 108ZM150 108H152V110L154 111V112H151L152 110L150 109ZM169 109V110H167V109ZM171 108V109H170ZM215 108V109H214ZM226 109V110H224V109ZM118 109H120V108H118ZM161 109L163 110V111H161ZM173 109V110H172ZM180 111H179V110ZM196 109V110H195ZM216 109H218V110H216ZM89 110H91V109H89ZM121 110H122V112H121ZM150 110V111H149ZM216 110V111H215ZM238 110H239V108H238ZM119 111V110H118ZM148 111V112H147ZM170 111V112H169ZM221 112L220 113V115L218 114L219 112ZM125 112V111H124ZM123 112V109H120V113H124ZM155 112V113H156ZM178 114H177V113ZM180 112V113H179ZM217 112V113H216ZM223 112V113H222ZM225 112H226V114H225ZM134 115L135 113V116L136 115H139V116H141V117H135L136 119H138V121L134 118V120L131 122V120L133 119H129V117H134L132 114ZM166 113H167V115H166ZM240 113H241V111H240ZM158 113H156L155 114V116L154 117H152L153 119L155 118V119H157L158 117H161V116H159V114H158V117L156 118V115H157ZM170 114V115H169ZM175 114V115H174ZM177 114V115H176ZM216 114H218V115H216ZM149 115V116H148ZM172 115V116H171ZM217 117H216V116ZM222 115H223V118H227V119H223L222 118ZM170 116V117H169ZM188 116V117H187ZM220 116V117H219ZM225 116V117H224ZM241 116H242V114H241ZM240 116V117H241ZM169 117V121L166 119V118H168ZM142 118V119H141ZM176 118V117H175ZM217 118V119H216ZM220 118V119H219ZM153 119H152V121H153ZM159 119V118H158ZM157 119V120H158ZM161 119V118H160ZM191 119H192V121H191ZM224 120V121H222V120ZM146 120V121H145ZM150 120V119H149ZM157 120H154L155 122L157 121ZM162 120V121H163ZM175 120V119H174ZM220 120V121H219ZM231 120V119H230ZM229 120V121H230ZM140 121V122H139ZM142 121V122H141ZM151 121V120H150ZM151 121V123L152 124H154V122H152ZM158 121H160V120H158ZM215 121V122H214ZM219 121V122H218ZM222 121V122H221ZM227 121V123L226 124H224V127H222L221 128V126H223V125H221L223 122H226ZM128 122L126 123V124H122V125H126V127H127V125L128 126H130L129 124H128ZM189 122V123H188ZM193 123V125H192V123ZM123 123H125V119H124V122ZM221 123V124H220ZM132 124H134V123H132ZM141 124V125H140ZM191 124V125H190ZM214 124V125H213ZM217 125V126H216ZM218 125H221L220 127L218 126ZM231 125V124H230ZM150 126V127H149ZM183 126V127H182ZM167 127V128H168ZM158 128H159V126H158ZM166 128V129H167ZM199 130V131H197V129ZM209 128V129H208ZM220 128H221V130H220ZM136 129V130H137ZM206 129H208V130H206ZM228 129H229V127H228ZM228 129L227 130H225V131H228ZM139 130H137L136 132H137V135H138V133H139ZM168 130V129H167ZM182 130H183V132H182ZM210 130V131H209ZM220 130V131H219ZM224 130V129H223ZM203 131H204V134H203ZM213 131V132H212ZM219 131V132H218ZM136 132H134V133H130V135L132 136L133 134V139H134V136H135V133ZM198 134H197V133ZM207 132V133H206ZM209 132H210V134H209ZM218 132V133H217ZM196 133V134H195ZM225 133L227 134V135H225ZM176 134H178V136L176 135ZM194 134V135H193ZM200 134V135H199ZM206 134V135H205ZM174 135V134H173ZM198 137H197V136ZM202 135V136H201ZM205 135V136H204ZM209 135V136H208ZM182 136V137H181ZM193 136V137H192ZM195 136V137H194ZM201 136V137H200ZM214 136V137H213ZM217 136V137H216ZM218 136H219V138L221 139H219L218 138ZM224 136V137H223ZM225 136H226V138H225ZM181 137V138H180ZM184 137H187L188 138V141H187V138H184ZM206 137V139H205V142H204V138ZM161 140H160V139ZM189 138H191V139H189ZM199 138V139H198ZM203 138V139H202ZM131 139H132V137H131ZM167 139V138H166ZM186 141H185V140ZM201 139H202V141H201ZM225 139V140H224ZM159 140V141H158ZM165 140V141H164ZM183 140V141H182ZM190 140V141H189ZM207 140V141H206ZM227 140V141H226ZM231 141V142H229V141ZM162 141V142H161ZM181 141V142H180ZM209 141V142H208ZM212 141V142H211ZM223 141V142H222ZM135 141H133V143H134ZM167 142L168 143H170L169 145H166L167 144ZM203 143L202 145H201V143ZM163 143H165V144H163ZM183 143V145L181 146V144ZM220 143H222V145L220 144ZM223 143H224V145H223ZM153 144H155V142H153ZM198 144V145H197ZM212 144V145H211ZM230 144V145H229ZM163 145H165V148L163 149ZM172 146V147H168V146ZM190 145H191V147H190ZM201 147H200V146ZM206 145V146H205ZM219 145V146H218ZM228 145V147H226ZM180 146V147H179ZM189 146V147H188ZM222 147V149H221V147ZM230 146V147H229ZM167 147V148H166ZM200 147V148H199ZM168 148H169V150H168ZM201 148H202V150H201ZM206 148H207V150H206ZM191 149V151H189ZM203 149L204 150H206V151H204V154H203ZM216 149H218L217 151H216ZM115 150H117V151H119V149H115ZM192 150H193V152H192ZM112 151H114V150H112ZM117 151L115 152V153H117ZM227 151V152H226ZM161 152V153H162ZM186 152H187V154H186ZM195 152V153H194ZM226 152V153H225ZM114 153V154H115ZM193 153H194V155H193ZM197 153V154H196ZM200 153V154H199ZM216 153V154H215ZM221 153V154H220ZM208 156V158H207V156ZM227 154H229V155H227ZM182 155H180V156H182ZM191 155H193L192 156V158L193 159H191L190 157H191ZM201 157H200V156ZM205 155V156H204ZM217 155H219V157L217 156ZM221 155V156H220ZM183 156L182 157H180V159H182L183 158ZM196 156V157H195ZM211 156V157H210ZM217 156V157H216ZM184 157V158H185ZM189 157V158H188ZM203 157V158H202ZM206 157V158H205ZM213 157V158H212ZM215 157V158H214ZM221 157V158H220ZM194 158H196V159H194ZM199 160H198V159ZM205 158V159H204ZM210 158H211V160H212V162H211V160H210ZM219 158V159H218ZM229 158V159H228ZM179 159V158H178ZM183 161H185V159H182ZM202 160V161H201ZM207 160V161H206ZM218 160V161H217ZM220 160V161H219ZM221 160H223L222 162H221ZM195 161H197L196 163H195ZM199 161H200V163H199ZM205 161H206V164H204L203 165V163H205ZM215 161V162H214ZM174 162V161H173ZM172 162V163H173ZM210 162V163H209ZM195 163V164H194ZM202 163V164H201ZM218 163V164H217ZM216 164V165H215ZM224 165V166H222V168H221V165ZM199 165H200V169H202V170H199ZM204 166V167H203ZM207 166V167H206ZM212 167V170H211V167ZM216 168H215V167ZM173 167V168H172ZM203 167V168H202ZM220 167V168H219ZM163 170H162V169ZM208 170H207V169ZM219 169V172H218V175L216 174V171H218V169ZM226 168H228L227 170H226ZM161 169V170H160ZM170 169V170H169ZM188 169L186 170V171H188ZM196 169V170H195ZM217 169V170H216ZM222 169V170H221ZM127 170V169H126ZM139 170V171H138ZM165 170V171H164ZM167 170V171H166ZM224 170V171H223ZM123 171H125V170H123ZM194 171H196V172H194ZM222 173H221V172ZM44 172V171H43ZM42 172V173H43ZM129 172V171H128ZM128 172L126 173V174H128ZM141 172V173H140ZM158 172V173H157ZM190 172H187V173H190ZM204 173V175H203V173ZM208 172V173H207ZM230 172V171H229ZM45 173V172H44ZM156 173V174H155ZM162 173V175H160ZM171 173V174H170ZM195 174V175H192V174ZM197 173H198V175H197ZM208 175H207V174ZM220 173V174H219ZM129 174H131L130 172H129ZM137 174V175H136ZM159 174V175H158ZM164 174V175H163ZM169 177H167L166 175ZM175 174V175H174ZM205 174H206V177H204L205 176ZM140 177H139V176ZM152 175V176H151ZM156 175V176H155ZM201 175V176H200ZM211 175H214V176H211ZM41 176V175H40ZM159 176V178H156V177H158ZM196 176H200V178H198V177H196ZM216 176V177H215ZM222 176V177H223ZM149 177H151V178H149ZM154 177H155V179H154ZM162 177V178H161ZM174 177V178H173ZM189 177V178H188ZM208 177H210V179L208 178ZM212 177V178H211ZM175 179L176 180V182H175V180H173V179ZM194 178V179H193ZM202 178V179H201ZM3 179V178H2ZM158 179H159V182L160 183H158ZM167 179H169V180H167ZM188 179H189V181H188ZM203 179H207V181H205V182H208V183H205V182H203L204 180ZM0 180H1V178H0ZM171 180V182H170V184H169V181ZM173 180V181H172ZM191 180V181H190ZM194 180V181H193ZM198 180V181H197ZM209 180V181H208ZM210 180H211V182H210ZM145 181V182H144ZM153 181H155V182H153ZM2 182H4V183H2ZM149 182V183H148ZM184 182V183H183ZM190 182V184H188ZM193 182L195 183V184H193ZM200 182V183H199ZM201 182H203V184L201 183ZM6 183H8L6 180L4 181H2L1 180V183H0V185H2V186H0V187H3L4 185L3 184H6ZM145 183V184H144ZM147 183V184H146ZM153 183V184H152ZM155 183V184H154ZM181 183V184H180ZM187 183V184H186ZM152 184V185H151ZM160 184V185H159ZM167 184H169L168 186H170V187H168L167 186ZM6 185H12V184H10V183H8V184H6ZM146 185V186H145ZM180 185V186H179ZM181 185L183 186V187H181ZM186 185V186H185ZM191 187H190V186ZM194 185V186H193ZM197 185V186H196ZM207 185V186H206ZM153 186V187H152ZM179 186V187H178ZM212 186V188H209V187H211ZM8 187V186H7ZM6 186L5 187H3V188H7ZM11 187V186H10ZM12 187H14L13 185H12ZM150 187V188H149ZM152 187V188H151ZM187 187V188H186ZM195 187V188H194ZM196 187H198L197 189H196ZM208 187V188H207ZM213 187H215V188H213ZM17 187H15V188H13V189H11V190H13L14 191V193L13 194H15V195H20V192H21V194H24V190H21V189H23V188H21L20 189V187L19 188H17ZM127 188V190L129 189V187H126ZM140 188V189H139ZM148 188V189H147ZM161 190H160V189ZM169 188V189H168ZM173 188H174V190H173ZM177 188V189H176ZM192 188V189H191ZM202 188V189H201ZM9 189V191H11ZM142 189V190H141ZM146 189V190H145ZM154 189V190H153ZM188 189H190V190H188ZM199 189H201V191L199 190ZM224 189H226V188H224ZM130 190V189H129ZM132 190V189H131ZM151 190V191H150ZM184 190V191H185ZM135 191V190H134ZM135 191V192H136ZM142 191V192H141ZM146 191V192H145ZM195 191V192H194ZM204 191V192H205ZM213 191V192H212ZM222 191V192H221ZM18 192V193H17ZM146 193L145 195L144 194H142V193ZM191 192V193H190ZM200 192V193H199ZM203 192V191H202ZM211 192V193H210ZM218 192L220 193V194H218ZM197 193V195H195ZM12 194V195H13ZM142 194V195H141ZM194 194V195H193ZM15 195H13V196H15ZM217 195H218V197H217ZM222 196V199H223V202L222 201H219V197L220 196ZM226 195V196H225ZM242 196H243V194H241ZM17 196H15L16 197V199L19 197H17ZM22 196V195H21ZM21 196H20V198H18L17 200L19 201V199H21ZM207 196V195H206ZM224 196H225V198H224ZM241 196V200H239V201H242V198H244V196L242 197ZM9 197L10 198H12V202L13 203H11V205H12V208L11 209H13L14 208V213L12 214V215H9L10 217L11 216H13L14 214V217L13 218H15L16 216H18L17 214L20 212H23V215L22 216H18V217H16L17 218V220H16V218H15V220L16 221H20V223L18 224V225H23V220H22V218H21V220H19L20 218L19 217H23V218H28V219H30L29 217H28V215L30 214V209L33 207L32 205L33 204H30V203H27L28 205L30 204L31 205V207H30V205L29 206H27V205H25L24 203H23V200H20V201H22V202H20L19 201V203H18V201L17 200H15V197H11L10 195H9ZM153 197V196H152ZM228 197V198H227ZM14 198V199H13ZM192 198V199H193ZM204 198H205V196H204ZM214 198H215V200H214ZM227 198V199H226ZM199 199V200H198ZM201 199H203V197L201 198ZM206 199V201H207V198H205ZM205 199H203V200H205ZM224 199H226L227 201L228 200H232L233 201V203L231 204V200H230V202H227L226 200H224ZM3 200V199H2ZM16 201V203L14 204V201ZM1 201V200H0ZM5 201V200H4ZM4 201H2V203L0 204V205H2L3 204V202ZM219 201V202H218ZM239 201H237L236 203H238ZM11 202V201H10ZM216 202H218V203H220V205L218 206V204L217 205H215L216 204ZM225 202V203H224ZM227 202V203H226ZM243 202V201H242ZM33 203H34V201H33ZM189 204V206H188V204ZM240 203V206H242V203L241 202H239ZM20 204V205H19ZM36 204V203H35ZM183 204H185V205H183ZM198 204V205H197ZM209 204V203H208ZM224 204V205H223ZM227 204L229 205L230 204V206L228 207L227 206ZM5 205V204H4ZM14 205H16V206H14ZM62 205V206H61ZM61 205H60V207H59V209H57L58 210V215H66L65 213H67V218L69 217V216H71V218H74V211H71V209H70V207H67L68 205L66 204H64V203H61ZM183 205V206H182ZM193 205V206H192ZM202 205H203V203H202ZM3 206V205H2ZM1 206V207H2ZM156 206H158L157 204H156ZM191 206V207H190ZM216 206V207H215ZM239 205L237 204V207H238ZM239 206V207H240ZM27 207H29V208H27ZM68 209H70V212H74L73 214V216H72V214L68 211L67 212V208ZM190 207V208H189ZM197 207V208H196ZM198 207H200V209L197 211V209H198ZM233 207V208H232ZM235 207V208H234ZM16 208H17V210H16ZM143 208V207H142ZM141 208V209H142ZM188 208V209H187ZM194 210H193V209ZM223 208V209H222ZM28 210L27 212H26V210ZM79 209V208H78ZM144 209V208H143ZM187 211H189V212H187ZM190 209V210H189ZM2 210V208H0V214H1V211ZM75 211L77 210V208L76 209H74ZM80 210V209H79ZM168 210H171V211H173L172 213H174V214H172L171 213V211H169V213L170 214H168ZM179 210V211H178ZM181 210V211H180ZM183 210V211H182ZM16 211V212H15ZM18 211V212H17ZM78 211V210H77ZM76 211V212H77ZM141 212H144L143 210H140ZM139 211V212H140ZM191 211V212H190ZM238 211V210H237ZM29 212V213H28ZM80 212V211H79ZM179 212H181V214H179ZM187 212V213H186ZM3 213V212H2ZM19 213V214H20ZM68 213H70V215L68 214ZM182 213H183V215H182ZM187 215H186V214ZM190 213V214H189ZM22 214V213H21ZM78 214V213H77ZM172 214V215H171ZM177 214V215H176ZM185 214V215H184ZM224 214V215H223ZM228 214H226V217H225V219H227L228 220V218H227V216L229 217V215ZM234 214H232L231 216H233ZM27 215V216H26ZM121 215H122V217L124 216L125 217V215H123V214H120V216H114V217H112L113 219H115V220H117V219H122V217H121ZM165 215V216H164ZM168 215V216H167ZM175 215V216H174ZM1 216H2V214H1ZM6 216H8V215H6ZM4 217V218H8V217ZM24 216H26V217H24ZM77 216H80V214L79 215H77ZM76 216V217H77ZM136 216V215H135ZM135 216H131L130 218H132V220H133V218H136ZM172 217V218H170V217ZM183 216H186V217H183ZM193 216H194V218H193ZM211 216V215H210ZM213 216H215V215H213ZM230 216V217H231ZM81 217V216H80ZM138 217V216H137ZM168 217V218H167ZM200 217V218H199ZM26 218V219H27ZM79 218V217H78ZM111 218V217H110ZM129 218V217H128ZM145 218V217H144ZM149 219L150 217H146V219ZM152 218L153 217H151L150 219L152 220ZM163 218V219H162ZM186 219V220H183V219ZM199 218V219H198ZM223 218V219H222ZM75 219V218H74ZM146 219H145V221H146ZM148 219H147V221H148ZM71 220V219H70ZM75 220H77V219H75ZM123 220V219H122ZM151 220H149L148 222H147V225H145V223H144V226L142 227L143 228V230L145 231V232H147V233H149V232H151L152 234H154L156 231H154L153 229H151V228H149V227H147V226H149L151 223H154L155 222V220L153 219L152 221ZM183 220V221H182ZM118 221H120V220H118ZM151 221V222H150ZM71 222V221H70ZM74 220H72V224H74V223H76V221L74 222ZM158 222V221H157ZM182 222H183V224H182ZM236 222V223H235ZM180 223H181V225H180ZM225 223L226 224H229L230 222H229V220L228 221H226L225 220ZM239 223V222H238ZM71 224V227L73 228V229H75V225L73 226ZM239 224V225H240ZM183 225V226H182ZM17 226V225H16ZM181 226H182V228H181ZM217 226V227H216ZM218 226H220V228H218ZM152 227V226H151ZM84 228V227H83ZM145 228V229H144ZM215 228L216 229H218V230H215ZM243 228V227H242ZM222 229V230H221ZM236 229V230H235ZM151 230V231H150ZM234 230V231H233ZM154 231V232H153ZM182 233H181V232ZM186 231H187V229H186ZM235 231H237V233L235 232ZM241 231H242V229H241ZM180 234H179V233ZM184 232V233H183ZM228 232V233H227ZM230 232V233H229ZM150 233V234H151ZM179 235H178V234ZM235 233H236V236H235ZM151 234V235H152ZM157 234H159V233H157ZM177 234V235H176ZM162 235V236H163ZM169 235V236H168ZM221 235V234H220ZM161 236V237H162ZM165 236H163V237H165ZM178 236V237H177ZM181 236V237H180ZM210 236V237H209ZM222 236V235H221ZM231 237V239L232 238H234V237ZM179 238V239H178ZM211 238V239H210ZM162 239H165V238H162ZM167 239V238H166ZM214 239V238H213ZM240 239H241V237H240ZM183 240V241H182ZM215 240V239H214ZM213 241V240H212ZM233 242L236 244L234 247H235V249L232 247L231 249H234V250H230V251H235L234 252V254H233V252H232V255H230L231 254V252L229 251V250H227L228 251V253H226L227 251L224 249V247H226L225 245H223V244H221L223 247H221V245H220V248H218L219 250H217L218 252L216 253L217 254V256L216 257H214L215 256V254H213L214 256V258H216V260H215V263H217L219 260H221V261H219L217 264H224V263H226V264H234L238 259L237 258H239V256L238 255H240L239 253H238V255H237V250L238 249H236V247H237V244H238V247L237 248H239V246L242 244L241 242H243V241H241L240 242V240L239 239H236L235 238V241H234V239H233ZM162 244V246H163V244H166V243H160V245ZM244 244V245H243ZM240 247H242L243 246V248H244V250H245V252H246V250L250 247V246H247L246 245V248H245V244H247V243H243ZM234 245V244H233ZM169 246H170V248H172L171 250H173V247H171V244H169L168 246L166 245V247L165 246H163V247H165V249H166V252H164L163 251V247H162V252L165 254H167V256L166 257H168V256H170L171 254V250H170V248H169ZM188 245H187V242H186V247H187ZM211 246V247H210ZM186 247H185V249H186ZM199 247V248H200ZM213 247V248H212ZM184 248V247H183ZM228 248H230V247H228ZM243 248H240V251H241V249H243ZM170 251H169V250ZM251 249V248H250ZM208 251H209V253H208ZM239 251V250H238ZM248 252L250 251V253H251V250H247ZM169 252V253H168ZM220 252V253H219ZM230 252V253H229ZM247 252V255L246 254H244V253H241V255L242 254H244V255H240V258L242 257V258H246V257H248L249 256V253ZM256 251H254L253 252V256H255L256 257V259L258 258V260H260L263 256V254L262 253H256V254H254ZM163 253H160L161 255L163 254ZM203 253V252H202ZM221 253H222V257H221ZM168 254H170V255H168ZM227 254V255H226ZM160 255V256H161ZM204 255H206L205 253H204ZM219 255V256H218ZM226 255V256H225ZM260 255V256H259ZM228 256V257H227ZM231 256H232V258L233 257H235L236 258V256H237V258H236V261L234 260V259H232L231 258ZM246 256V257H245ZM253 256H249V257H253ZM258 256V257H257ZM163 257V256H162ZM218 257V258H217ZM220 257V258H219ZM226 257V258H225ZM11 257H9V259H10ZM15 258V257H14ZM241 258V259H242ZM8 259V258H7ZM6 259V261H4L3 260V262H10V261H12L13 263H15V264H17L18 263V261H16L18 258H16V260H14L13 258V260L12 259H10V261H9V259L7 260ZM165 260H166V258H165ZM242 260H244V259H242ZM262 260H264V259H262ZM225 261H227V262H225ZM235 261V262H234ZM261 261V260H260ZM195 261H192V262H187L188 264L190 263V264H197L196 262L194 263ZM222 262V263H221ZM229 262V263H228ZM233 262V263H232ZM237 262H240V260H238ZM244 262V261H243ZM242 262V263H243ZM1 263V262H0ZM13 263H9V264H13ZM186 263V264H187ZM1 264H4V263H1ZM236 264V263H235Z\"/></svg>",
  "mask_w": 264,
  "mask_h": 264
}]
</instances>
